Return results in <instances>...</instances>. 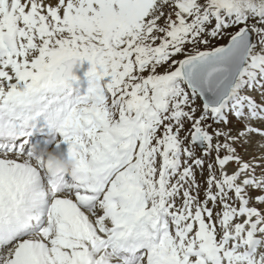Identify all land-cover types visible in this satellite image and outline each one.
<instances>
[{"label":"snow or ice","instance_id":"snow-or-ice-1","mask_svg":"<svg viewBox=\"0 0 264 264\" xmlns=\"http://www.w3.org/2000/svg\"><path fill=\"white\" fill-rule=\"evenodd\" d=\"M0 264H264V0H0Z\"/></svg>","mask_w":264,"mask_h":264},{"label":"clouds","instance_id":"clouds-1","mask_svg":"<svg viewBox=\"0 0 264 264\" xmlns=\"http://www.w3.org/2000/svg\"><path fill=\"white\" fill-rule=\"evenodd\" d=\"M43 155L47 158L46 162L51 163L52 167L57 171L70 172L73 160H62L58 156H53L52 153L45 151Z\"/></svg>","mask_w":264,"mask_h":264}]
</instances>
